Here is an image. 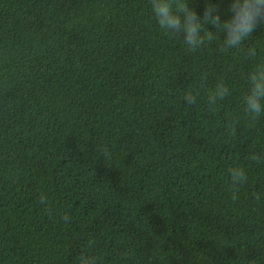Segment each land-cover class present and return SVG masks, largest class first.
Masks as SVG:
<instances>
[{"label": "trees", "instance_id": "16d2710c", "mask_svg": "<svg viewBox=\"0 0 264 264\" xmlns=\"http://www.w3.org/2000/svg\"><path fill=\"white\" fill-rule=\"evenodd\" d=\"M222 37L188 52L150 0H0V264H264V116L243 113L264 24L240 49Z\"/></svg>", "mask_w": 264, "mask_h": 264}, {"label": "clouds", "instance_id": "9594fccd", "mask_svg": "<svg viewBox=\"0 0 264 264\" xmlns=\"http://www.w3.org/2000/svg\"><path fill=\"white\" fill-rule=\"evenodd\" d=\"M152 15L159 28L173 37H180L187 46L188 52H196L203 49L207 42L222 37L223 49H240L253 32L264 24V0H229L227 18L222 19L218 3L212 0H204L202 13L198 14L189 0H150ZM215 34V35H214ZM245 55L249 58L256 56L254 48H248ZM203 83L207 80V73H201L199 77ZM247 91L244 100V120L247 127H254L261 116H264V64H257L246 75ZM229 95V89L223 80H219L214 89L207 96V105L210 112H215L217 105ZM182 102L187 105L196 103V96L191 92L185 93ZM241 123L239 116H233L227 127L229 135H235L237 127ZM257 163L262 158L257 155L251 157ZM231 187L235 193L239 186L247 180L245 170L239 165L228 169ZM233 195V199H235ZM259 199V194L255 196ZM39 203L44 211L52 214V208L47 196L41 194ZM65 223H69L71 217L65 213L60 216ZM92 242H89V247ZM77 264H96V257L87 253L82 254Z\"/></svg>", "mask_w": 264, "mask_h": 264}]
</instances>
